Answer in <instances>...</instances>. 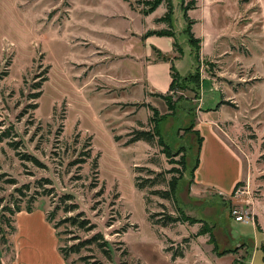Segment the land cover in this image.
<instances>
[{
	"label": "rangeland",
	"instance_id": "1",
	"mask_svg": "<svg viewBox=\"0 0 264 264\" xmlns=\"http://www.w3.org/2000/svg\"><path fill=\"white\" fill-rule=\"evenodd\" d=\"M143 1L0 0V136H7L0 141V253L6 257H13L10 212L29 207L46 211L58 246L79 247L66 264H264V233L255 226L264 229V0H195L197 7L187 13L197 20L192 31L201 38L197 60L181 0H171L172 28L182 48L174 59L180 79L171 92V114L146 82L121 83L122 76L140 77L142 61L112 55L140 52L137 41L133 46L123 36L168 28L157 21L165 4L145 14ZM140 40L152 53L172 42L157 35ZM162 66L154 71L161 82ZM148 105L166 114L159 123L164 139L173 150L186 146L189 167L198 146L196 123L207 143L214 128L240 159L237 165L220 153L214 167L198 171L200 184L206 172L219 178L216 188L188 186V170L180 183L185 212L213 224L216 251L207 234L196 236L199 223L162 227L149 221L151 214L175 211L170 200L151 193L167 188L172 173L166 171L174 166L156 139L126 144L136 130L151 128ZM239 169L244 180L220 194L228 193ZM145 178L158 181L139 190L135 183ZM238 186L246 192L235 195ZM233 210L244 220L235 221ZM167 247L184 256L172 260ZM224 250L231 251L225 255L233 256L232 263L229 255H217Z\"/></svg>",
	"mask_w": 264,
	"mask_h": 264
},
{
	"label": "trees",
	"instance_id": "2",
	"mask_svg": "<svg viewBox=\"0 0 264 264\" xmlns=\"http://www.w3.org/2000/svg\"><path fill=\"white\" fill-rule=\"evenodd\" d=\"M184 0H181V10L183 11V15H184V19L187 23L186 26V33L188 36V41L189 44L191 46V52L193 54V57L195 60L199 59V50H200V38L195 37L193 32H192V24L195 22L194 19L190 18L187 11L190 9H194L196 7V1L195 0H188L186 3H183ZM161 4H165L166 10L164 12V14L162 16H160L159 18H157L158 22H164L167 24L168 28H161L158 30H148L143 36H150V35H157V36H168V37H172L173 38V50L177 51L179 54L178 55H174V56H170L167 54L162 53L160 50L156 49L155 47H153V51L154 53L157 54L156 57V61L157 60H162V61H168L170 63L169 66V74H170V78L171 81L169 83V87L168 90L165 93L162 92H154L152 95L157 96L159 98H161L168 109V113L171 114L174 111L175 108V103L171 101V92L173 91V87H174V83L177 82L180 79V74L177 71L175 65H174V59L179 58V56L182 53V48L180 46V44L177 42L176 38H175V32L172 28V19H171V15H172V1L171 0H144L143 1V5L146 7V9L144 10L145 14H149L152 13L159 5ZM46 77H43V80H45ZM40 88V84H37V86L34 89H39ZM39 93V92H38ZM37 96H39V94H36L35 96H33L34 98H36ZM148 107L150 108V110L152 111V115L149 117V122L151 124V128L147 129V130H136L134 132V134H131L129 139L126 141V144H130L132 142L138 141V140H143L146 141L148 143H151L154 141V139H156L157 144L161 147V152L165 154V156L167 157L169 163H173L174 166H172L170 169H168L166 172L168 173H172V175L170 176V178H168L167 180L165 179L167 188L166 189H159V190H153L151 193L153 194H157L159 197L163 198V199H168L171 201L175 214H171L169 212L166 211H162V212H157L154 214L149 215V221L153 224V225H160L162 227H166L168 225H172L174 223L180 222H187L189 224H195V223H199L201 224L199 230L196 232V236L199 235H208L209 240L211 241V243L213 244V251H216V245L217 242L215 241V236L213 234V224H209L208 221H206L203 218L200 217H196V216H192L189 215L185 212V208L182 206L183 204L181 203L180 199H179V192H180V183L182 181V179H185V172L188 170L189 173V180H188V186L191 185V183H193L194 181V171L195 169L198 167V163H199V152H200V147H201V143H202V136L200 135L199 131L196 130L194 128V132L198 135V146H197V150H196V155L194 156V163L189 167L188 166V154H187V148L184 145H180L177 149L173 150L171 148V146L165 141L164 136L162 134V130H161V126L159 125L160 121L162 119H164L165 115L160 116L158 115V112L156 110V108L148 105ZM8 135V134H6ZM5 137L4 136H0V141H2ZM117 139V138H116ZM10 145H14L11 144ZM88 149H90V144H87ZM87 155H90V150H87ZM178 156L177 159H174L173 157ZM92 167H93V171L94 173L97 175L98 173V163H97V158H94L93 163H92ZM139 167V166H137ZM140 170L142 169H146L148 172L153 173V170L149 169V168H142L139 167ZM162 173L159 172L157 173V176H161ZM138 179V178H136ZM164 179V178H163ZM157 179L156 178H145L143 179L142 182H136L135 186L139 189L142 190L146 187H151L153 185H155L157 183ZM241 181L237 182L234 185V188L240 184ZM233 188V190H234ZM232 190V191H233ZM27 211H30L31 208H26ZM21 208L20 207H16L14 210H11V214H15L16 212L20 211ZM159 215L158 218H154L155 216ZM49 221V218H47ZM80 226H83L82 224L85 223V221L81 220L80 222H78ZM255 226L256 229L260 232H262V229L260 228V226L256 223L255 221ZM12 231H15V226H12ZM122 231H125V228H122ZM95 240L97 239H101L99 242V245L101 246V249L103 251H107L104 247L106 245V243L103 242V238L101 236V234L97 233L95 234ZM186 241V240H184ZM260 249L263 253V260H264V240L262 241V243L260 244ZM59 252L61 253L62 257L64 259H67L68 255L70 253H76L79 251V247L78 246H71L69 249H65L62 247H58ZM170 248L167 247L165 249L166 252H170ZM231 251L228 250H224V251H218L217 255L218 256H222L225 255L226 253H230ZM125 254H127V250H125L124 252ZM184 256V251L183 250H179L178 252H170V257L172 260L176 259L177 257H183ZM242 263V260H240V262L236 263V261L233 262V264H240Z\"/></svg>",
	"mask_w": 264,
	"mask_h": 264
},
{
	"label": "crops",
	"instance_id": "3",
	"mask_svg": "<svg viewBox=\"0 0 264 264\" xmlns=\"http://www.w3.org/2000/svg\"><path fill=\"white\" fill-rule=\"evenodd\" d=\"M157 17H160V16H157ZM194 21L195 22L192 24V26L197 22L196 19H194ZM169 38H171L172 40L171 47L169 49H165L163 51H161L159 47L157 49L160 50L164 54L172 55L174 54L173 45H172L173 38L172 37H169ZM120 39L129 41V43L132 44L133 46H134L133 41H137V44L138 45L140 44L139 46H141L140 47L141 50L138 54L133 53L132 51L133 46H132L130 50L132 51L131 53L133 55L129 53L123 54V55H116V54H112V55L122 56L126 58V60L136 58L137 61H142L140 77H137V75L122 76L121 79H124L125 81L122 80L121 83L122 84L128 83L130 81H144L146 82V84L148 85L151 91L165 93L168 90L169 83L171 81L170 74H169L170 63L168 61H162V60H157V61L148 60V58H150L151 56H152L151 58H153L154 52L152 53L151 49L146 48L145 43H143L142 40H140L142 39V36H123ZM122 53H125V51H122ZM161 64L165 65V66H162L165 69V76H164L165 80L163 82L158 81L156 76L154 75L155 67H157L158 65L161 66ZM114 75L118 77V72L116 74L114 73ZM196 125L197 126L195 129L198 130L200 135L202 136V143H201L200 152H199L198 167L194 171V181H193V184L192 183L191 184L194 187H196L197 185H201L205 189L216 188V186H218L220 183L219 178L211 177L210 174L208 175L206 172L204 174H206L207 177L204 176L202 178L203 184H200L196 181L198 171L199 170L201 171L202 168H204L205 166L209 164L212 167H214L215 162L217 161L216 159L219 158L220 153L223 155L229 156L237 165H239L240 159L235 153V151L231 148L230 143L226 139H224V136L218 130L214 128L208 129L210 132H209V142L207 143L206 135L202 134L203 131L201 130V126L199 125V123H196ZM205 158L207 160H206L205 165L203 166V162ZM243 180H244L243 174L241 170L239 169V172L232 179V181L230 182L228 186V193L223 194L221 193L222 192L221 190H219L218 192L222 195H228L229 193L232 192L234 185L237 182L243 181ZM45 212L46 211L42 208H34L30 211L21 209L20 211L15 213V216H14L15 231L12 235L13 257L8 258L2 253H0V264H66L64 258L62 257L61 253L58 250L59 246H58V240H57L55 228L46 218ZM261 229H262V233H264V229L263 228ZM21 240L25 241L26 245H22ZM50 242L52 243L51 245L52 249H50ZM22 247L26 249V252L21 253L20 248ZM55 250L58 252L57 260H56V256H55V259L52 258V253ZM225 256H221L220 259H223ZM229 256L230 258L228 261L232 263L233 256L231 255ZM53 260H55L54 263H53ZM219 261L220 260H218V262Z\"/></svg>",
	"mask_w": 264,
	"mask_h": 264
},
{
	"label": "built area",
	"instance_id": "4",
	"mask_svg": "<svg viewBox=\"0 0 264 264\" xmlns=\"http://www.w3.org/2000/svg\"><path fill=\"white\" fill-rule=\"evenodd\" d=\"M246 192L244 187H241V186H238L236 189H235V195H239V194H242ZM232 216L234 217V220L235 221H242L244 220L245 216H242L241 214H239L237 211L233 210L232 211Z\"/></svg>",
	"mask_w": 264,
	"mask_h": 264
},
{
	"label": "water",
	"instance_id": "5",
	"mask_svg": "<svg viewBox=\"0 0 264 264\" xmlns=\"http://www.w3.org/2000/svg\"><path fill=\"white\" fill-rule=\"evenodd\" d=\"M233 233H234V235H236V232L233 231Z\"/></svg>",
	"mask_w": 264,
	"mask_h": 264
}]
</instances>
